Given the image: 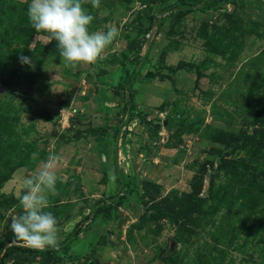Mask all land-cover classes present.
I'll return each mask as SVG.
<instances>
[{"label":"rangeland","instance_id":"374dc122","mask_svg":"<svg viewBox=\"0 0 264 264\" xmlns=\"http://www.w3.org/2000/svg\"><path fill=\"white\" fill-rule=\"evenodd\" d=\"M29 2L0 0V264H264V144H233L264 132V0L84 4L119 36L75 68ZM50 153L59 246L39 250L9 224Z\"/></svg>","mask_w":264,"mask_h":264},{"label":"clouds","instance_id":"9594fccd","mask_svg":"<svg viewBox=\"0 0 264 264\" xmlns=\"http://www.w3.org/2000/svg\"><path fill=\"white\" fill-rule=\"evenodd\" d=\"M90 3L100 6V0H30L27 17L36 32L49 35L48 43L56 41L60 58L67 67L94 64L104 50L119 36V29L110 26L107 31H91L94 19L84 7ZM19 61L34 69L31 57L20 55ZM38 154H33L36 159ZM62 157L50 153L34 173L21 180L17 199L22 207L10 218L9 227L17 240L26 246L43 250L59 246L58 220L50 211V195L57 193V172Z\"/></svg>","mask_w":264,"mask_h":264},{"label":"trees","instance_id":"16d2710c","mask_svg":"<svg viewBox=\"0 0 264 264\" xmlns=\"http://www.w3.org/2000/svg\"><path fill=\"white\" fill-rule=\"evenodd\" d=\"M252 140V141H258L260 144H264V132L261 130H256L253 131L251 134H247V133H242L240 135V137H238L237 140L234 141V145L237 146H241V147H246V145L248 144V142ZM242 163L239 160H232L230 161V164L228 165V171L233 172L238 166H240ZM198 206V201L194 202V206L191 208V211H195V208H197ZM151 207H153V209L155 208L158 212H160L161 214L164 213V211L162 210V208H160L158 205L153 204ZM194 208V209H193ZM99 211H104L105 213L108 214V209L106 207L103 208H99ZM170 221H172L173 223H177L178 224V220L176 219L175 216H169L168 214H165ZM183 230V225L179 224L177 225V233H176V239H179L181 236V232ZM32 252H36V251H32Z\"/></svg>","mask_w":264,"mask_h":264}]
</instances>
